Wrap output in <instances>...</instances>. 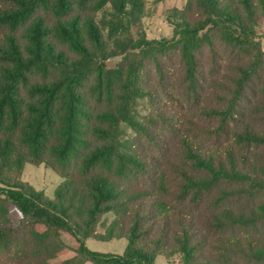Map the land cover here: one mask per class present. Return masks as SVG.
Segmentation results:
<instances>
[{"label":"trees","instance_id":"trees-1","mask_svg":"<svg viewBox=\"0 0 264 264\" xmlns=\"http://www.w3.org/2000/svg\"><path fill=\"white\" fill-rule=\"evenodd\" d=\"M192 1L199 16L177 11L171 41L110 45L98 13L111 14L113 38L135 22L144 0H0V258L52 264L68 249L66 235L75 255L61 264H155L176 254L179 264H264V52L254 38L264 0ZM215 43L248 62L234 65L222 105L205 111L216 119L212 134L229 135L233 145L202 152L184 143V160L199 175L182 170V197L213 195L210 227L231 235L226 251L202 261L189 222L167 229L173 212L164 176L155 191L134 185L148 168L129 152L122 127L146 130L135 107L151 95L150 65L161 73L160 57L177 52L195 91L200 55ZM118 55L121 62L112 60ZM248 92L258 97L255 107L247 106ZM25 164L64 179L52 200L21 180ZM9 205L21 215L15 227L5 217ZM105 214L113 220L102 235ZM89 239H125L127 247L122 255L92 251Z\"/></svg>","mask_w":264,"mask_h":264},{"label":"rangeland","instance_id":"rangeland-1","mask_svg":"<svg viewBox=\"0 0 264 264\" xmlns=\"http://www.w3.org/2000/svg\"><path fill=\"white\" fill-rule=\"evenodd\" d=\"M187 11L192 18L199 16V9L195 2L190 0H144L142 12L134 23H129L113 38L109 37L108 23L113 20L110 13L99 12L97 21L102 27L108 43L113 45L115 39L124 42L145 38L149 41L169 42L174 35V28L178 22L177 11ZM125 23L127 21L124 19ZM254 38L260 43L264 52V18L254 27ZM124 55H118L112 60L121 62ZM162 70L157 72L153 65L148 67V76L145 85L151 93L150 97L139 98L136 102L135 114L139 122L145 127V132H138L129 127H122V137L129 146V152L139 155L147 164L148 175L142 176L134 185L156 190V184L161 175L164 176L168 193L165 199L172 206L173 215L170 216V227L177 229L178 220L187 221L192 225L195 236L201 240L199 251L200 260L217 258L226 251L230 234L217 232L210 227L211 214L215 210L211 196L202 194L195 201L192 194L184 198L181 185L184 180L182 170L192 176H198L191 164L185 158L184 143L191 142L197 150H222L233 145L229 135H214L213 128L216 119L209 117L205 111L210 107H219L223 97L229 96L230 78L235 74L234 65L245 64L248 58L238 51L215 43L213 50L205 48L200 55V64L197 73V87L192 91L185 80L184 66L177 52H169L160 57ZM247 106L255 107L258 97L248 92ZM261 127L262 124L253 123ZM21 180L43 193L44 197L52 200L55 190L64 181L51 168L45 165L25 164ZM215 193V190L212 191ZM238 204V205H237ZM236 208L239 201L231 204ZM6 219L12 226H17L21 215L11 205L7 206ZM113 220L112 214L102 216L97 232L104 235L107 227ZM153 222L155 226L156 221ZM152 225V226H153ZM177 231V230H176ZM178 232V231H177ZM63 240L68 246L66 252L52 261V264H61L62 261L72 258L75 245L64 235ZM87 247L92 251L122 255L127 247V240L113 239L97 241L89 239ZM180 255L159 256L155 264H179ZM0 264H9L4 255H1ZM83 264H92L84 262Z\"/></svg>","mask_w":264,"mask_h":264}]
</instances>
